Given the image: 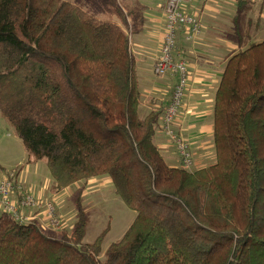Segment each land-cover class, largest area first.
Returning <instances> with one entry per match:
<instances>
[{
    "label": "trees",
    "instance_id": "1",
    "mask_svg": "<svg viewBox=\"0 0 264 264\" xmlns=\"http://www.w3.org/2000/svg\"><path fill=\"white\" fill-rule=\"evenodd\" d=\"M96 2L128 25L119 0ZM238 2L240 13L252 7ZM140 107L120 25L70 0H0V111L28 162L45 160L59 191L108 177L136 213L102 259L104 235L85 241L82 189L72 229L2 212L0 264H264V41L226 65L212 165H169L155 142L158 113Z\"/></svg>",
    "mask_w": 264,
    "mask_h": 264
},
{
    "label": "crops",
    "instance_id": "2",
    "mask_svg": "<svg viewBox=\"0 0 264 264\" xmlns=\"http://www.w3.org/2000/svg\"><path fill=\"white\" fill-rule=\"evenodd\" d=\"M87 1L93 10L97 5L96 0ZM167 1L119 0L129 26L119 16L115 23L125 29L130 36L131 51L135 58L141 91V116L145 117L150 112L158 113L156 145L167 163L177 167L181 166L178 150L160 130V125L178 78L171 74L160 76L155 72V64L160 55L164 37ZM246 1H249L252 7L240 13L238 0H192L189 11L200 17L203 25L202 33L196 40H189L183 29L178 32L174 57L177 61L186 62L189 82L184 106L174 128L190 142L195 160L194 169L210 166L216 160L214 141L216 94L229 59L250 43L264 41L254 40V36L263 29L261 26L264 22V0ZM73 3L87 12L92 11L81 6V1ZM253 24H257L255 29ZM42 161L45 160L32 162L35 164L34 168L32 169L31 165L29 172H26L24 176L21 173L22 170L16 174L17 195L29 191L44 202L54 200L64 228H73L77 220L75 188H81L82 185L78 183L60 191L56 190L55 181L52 175L46 173V167ZM6 172V168L0 163V180ZM85 184L89 185L86 188L88 191L83 193L87 197L90 193L102 190L101 188L106 186H110L109 188L112 186L115 193L114 184L108 177L92 178ZM19 187H22L24 191ZM85 201L89 200L85 199ZM86 202L85 205L89 210ZM23 211L26 215L32 212L30 209ZM2 212L0 208V215ZM74 217L75 220H73Z\"/></svg>",
    "mask_w": 264,
    "mask_h": 264
},
{
    "label": "built area",
    "instance_id": "3",
    "mask_svg": "<svg viewBox=\"0 0 264 264\" xmlns=\"http://www.w3.org/2000/svg\"><path fill=\"white\" fill-rule=\"evenodd\" d=\"M192 0H168L166 5V23L161 52L155 64V72L160 76L174 75L178 81L173 89L170 103L166 107L160 130L163 131L179 153L181 166L193 170L195 160L190 142L174 128L183 106L188 88L189 73L187 64L183 60H175L174 52L177 45L179 30L187 33L189 40H196L202 33L203 25L200 17L189 11ZM18 171L7 172L0 180V208L3 212L11 214L18 222L27 224L38 220L45 229L59 230L64 228V223L58 213L57 203L54 200L43 201L29 191L17 195ZM30 209L28 215L23 210Z\"/></svg>",
    "mask_w": 264,
    "mask_h": 264
},
{
    "label": "rangeland",
    "instance_id": "4",
    "mask_svg": "<svg viewBox=\"0 0 264 264\" xmlns=\"http://www.w3.org/2000/svg\"><path fill=\"white\" fill-rule=\"evenodd\" d=\"M75 1H81V6L87 7L89 10H92V6L89 5V1L74 0L73 2ZM89 12L100 20L115 22V20L117 19V16L102 12L101 9L97 8V5L94 6L93 10ZM256 25L257 24H253L254 29L256 28ZM261 27L263 28L262 31L259 32L258 35L254 36V40H264V22H262ZM182 108L179 113H181ZM0 163L6 168L7 172L18 171L20 173V171L22 170L21 173L23 176L26 172H29L31 165L32 169L35 165L32 162H28V153L23 141L16 133L14 127L2 115L1 111ZM39 163L41 164V162ZM42 163H44L46 167V173L51 176L52 174L48 169L46 162L42 161ZM43 173L45 172L43 171ZM80 184L82 185V187L75 188V193H81L80 191L82 189V195L84 192L88 191V189L86 190V188H88L89 185L87 186L85 182H81ZM109 187L110 186H106L101 188L102 190L90 193L88 197L82 195L84 203L86 202L85 199L89 200L86 202L89 208L86 214L90 219V225L86 234L85 241L87 243H92L99 235H104L102 244L103 252L101 254L102 259L104 258L105 252L107 251L109 246L123 237L136 216V213L127 206L123 199L113 192L112 186L111 188ZM73 220H75V217L73 218ZM71 228L72 227H69V229Z\"/></svg>",
    "mask_w": 264,
    "mask_h": 264
}]
</instances>
